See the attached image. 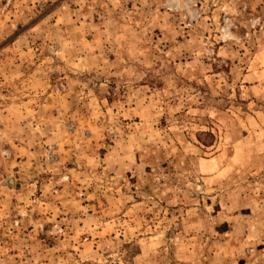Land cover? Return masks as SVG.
<instances>
[{
	"label": "rangeland",
	"instance_id": "1",
	"mask_svg": "<svg viewBox=\"0 0 264 264\" xmlns=\"http://www.w3.org/2000/svg\"><path fill=\"white\" fill-rule=\"evenodd\" d=\"M262 48L264 0H0V264H264Z\"/></svg>",
	"mask_w": 264,
	"mask_h": 264
},
{
	"label": "crops",
	"instance_id": "2",
	"mask_svg": "<svg viewBox=\"0 0 264 264\" xmlns=\"http://www.w3.org/2000/svg\"><path fill=\"white\" fill-rule=\"evenodd\" d=\"M254 72L259 79H264V48L257 51L254 57ZM248 76V73L246 74ZM262 83V80H259Z\"/></svg>",
	"mask_w": 264,
	"mask_h": 264
},
{
	"label": "trees",
	"instance_id": "3",
	"mask_svg": "<svg viewBox=\"0 0 264 264\" xmlns=\"http://www.w3.org/2000/svg\"><path fill=\"white\" fill-rule=\"evenodd\" d=\"M205 134H212V133H208V132H204Z\"/></svg>",
	"mask_w": 264,
	"mask_h": 264
}]
</instances>
